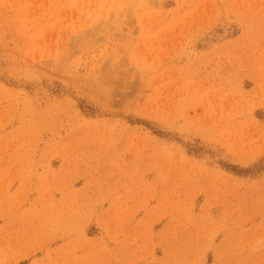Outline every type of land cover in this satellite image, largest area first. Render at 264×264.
<instances>
[{
    "label": "rangeland",
    "instance_id": "1",
    "mask_svg": "<svg viewBox=\"0 0 264 264\" xmlns=\"http://www.w3.org/2000/svg\"><path fill=\"white\" fill-rule=\"evenodd\" d=\"M0 264H264V0H0Z\"/></svg>",
    "mask_w": 264,
    "mask_h": 264
}]
</instances>
